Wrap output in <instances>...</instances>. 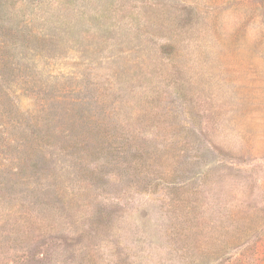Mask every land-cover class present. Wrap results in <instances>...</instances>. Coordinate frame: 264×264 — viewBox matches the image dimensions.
<instances>
[{"label":"rangeland","instance_id":"rangeland-1","mask_svg":"<svg viewBox=\"0 0 264 264\" xmlns=\"http://www.w3.org/2000/svg\"><path fill=\"white\" fill-rule=\"evenodd\" d=\"M0 264H264V0H0Z\"/></svg>","mask_w":264,"mask_h":264}]
</instances>
